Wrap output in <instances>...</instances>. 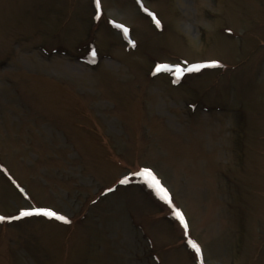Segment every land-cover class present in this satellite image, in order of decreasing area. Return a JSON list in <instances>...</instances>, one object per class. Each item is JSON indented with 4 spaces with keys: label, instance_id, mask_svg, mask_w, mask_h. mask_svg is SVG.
Here are the masks:
<instances>
[{
    "label": "rangeland",
    "instance_id": "obj_1",
    "mask_svg": "<svg viewBox=\"0 0 264 264\" xmlns=\"http://www.w3.org/2000/svg\"><path fill=\"white\" fill-rule=\"evenodd\" d=\"M0 216V264H264V0H0Z\"/></svg>",
    "mask_w": 264,
    "mask_h": 264
},
{
    "label": "snow or ice",
    "instance_id": "obj_2",
    "mask_svg": "<svg viewBox=\"0 0 264 264\" xmlns=\"http://www.w3.org/2000/svg\"><path fill=\"white\" fill-rule=\"evenodd\" d=\"M95 3H96L97 8H99L100 7V0H95ZM145 11H148V10L145 9ZM152 15L155 18V14H152ZM113 23H115V22H113ZM156 23H157V25H159L160 21L158 19H156ZM115 26L117 28L121 29L122 31H124L125 33H127V31H128V29L122 24H115ZM219 64H220L219 61L212 60V61H208L206 65H204V64L193 65L192 68H190L188 70L191 71L193 69H199V68L205 67V66L216 67V66H219ZM157 67H158V70L160 68H168L169 70L171 69V66H169V65H158ZM175 68H176L177 74H182L184 72V68H182L179 65H176ZM139 174L141 176L146 177L147 182L150 183L151 186L157 190V192L161 195L162 199L166 200L169 204L172 203L167 189L163 187V185L156 178L154 172L151 169L145 168ZM126 182H127L126 178H125V180L121 181V183H126ZM34 214H36V215L42 214V215L47 216V217H52V218H56V219L61 220V221L69 222L67 216L61 215V214H59V213H57L51 209H45V208H37L34 210H21L19 216L14 217V218L19 219L21 217L31 216ZM175 215L179 218L180 222L184 225V227L187 228L188 225H187V222L185 220L183 213L179 209H176ZM12 218L13 217L0 216V220L12 219ZM189 243L196 250V252H198V253L201 252L200 246L196 242L189 241Z\"/></svg>",
    "mask_w": 264,
    "mask_h": 264
}]
</instances>
